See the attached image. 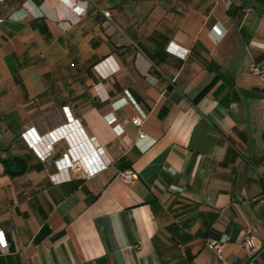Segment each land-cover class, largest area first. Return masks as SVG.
I'll return each instance as SVG.
<instances>
[{
	"label": "crops",
	"instance_id": "0c3cea01",
	"mask_svg": "<svg viewBox=\"0 0 264 264\" xmlns=\"http://www.w3.org/2000/svg\"><path fill=\"white\" fill-rule=\"evenodd\" d=\"M250 60L264 68V0H0V264H224L207 245L223 236L225 261L264 264V80ZM69 115L109 163L55 183L69 141L42 160L22 133Z\"/></svg>",
	"mask_w": 264,
	"mask_h": 264
},
{
	"label": "built area",
	"instance_id": "2783aa9c",
	"mask_svg": "<svg viewBox=\"0 0 264 264\" xmlns=\"http://www.w3.org/2000/svg\"><path fill=\"white\" fill-rule=\"evenodd\" d=\"M79 7L80 6L77 3L75 5V10H78ZM22 10L24 11V13L28 12L27 8H21L20 11ZM252 11V7L246 8L247 13H250ZM104 13L107 17H110L109 11H104ZM78 14L81 13L78 12ZM219 35L223 36V32L219 31ZM250 45H254V43H251ZM182 50L183 51L181 52V54L183 56L187 55L189 52V50L187 49ZM247 50L249 51V46L247 47ZM247 68L250 73L264 80V68L261 67L258 62H256L255 60H250L247 64ZM123 100L125 103L129 101L127 97H123ZM110 116H112L109 119L110 123H112L116 129H118L119 133H122L124 129L120 123H116L117 117L113 114ZM146 116L147 113L141 108H138V113L131 118V121L135 125L140 126ZM69 118L70 119L67 123L61 124L60 126L52 129L45 134L38 133L35 127L27 128L22 133L29 146L42 160H46L53 155L54 145L58 140L65 138L69 141L70 146L67 151L55 160L57 172L51 175V178L55 183L69 180L75 175L91 178L105 169L109 163V161L106 160L102 155V148L96 145L93 146L91 144L94 143V138H88L84 128L80 125L79 121L77 119H73V117H71L70 115ZM75 138H77V140ZM81 138L83 141H81ZM154 142L155 140L149 138L144 131H139V136L136 144L139 145L141 149H148L154 144ZM119 176L126 182H132L138 178V173L132 169H128L120 172ZM174 188L181 190L180 187ZM228 240V236H223L216 240H209L207 245L209 248L215 251L217 256L224 262V264H237L229 263L223 258V248ZM245 243L249 247H255L254 239L252 236V229H249L247 231V234L245 236ZM0 248L3 252H6L8 250V243L5 239V233L1 229Z\"/></svg>",
	"mask_w": 264,
	"mask_h": 264
},
{
	"label": "bare ground",
	"instance_id": "6f19581e",
	"mask_svg": "<svg viewBox=\"0 0 264 264\" xmlns=\"http://www.w3.org/2000/svg\"><path fill=\"white\" fill-rule=\"evenodd\" d=\"M93 146H95V144L94 143H91Z\"/></svg>",
	"mask_w": 264,
	"mask_h": 264
}]
</instances>
